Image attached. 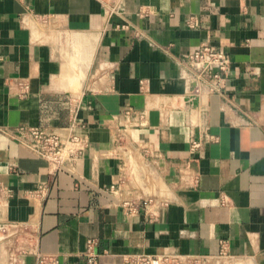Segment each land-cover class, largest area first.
Here are the masks:
<instances>
[{"label": "crops", "instance_id": "crops-1", "mask_svg": "<svg viewBox=\"0 0 264 264\" xmlns=\"http://www.w3.org/2000/svg\"><path fill=\"white\" fill-rule=\"evenodd\" d=\"M204 41L232 65L193 100ZM21 126L85 150L55 170ZM89 239L99 264H264V0H0V264H87Z\"/></svg>", "mask_w": 264, "mask_h": 264}, {"label": "built area", "instance_id": "built-area-1", "mask_svg": "<svg viewBox=\"0 0 264 264\" xmlns=\"http://www.w3.org/2000/svg\"><path fill=\"white\" fill-rule=\"evenodd\" d=\"M189 83V95L196 100L207 92L222 93L225 80L232 65L230 54L223 47L204 41L196 45L188 54L181 57ZM20 95L25 96L29 91L26 83L20 85ZM19 133L23 143L41 158L47 160L55 170L72 167L83 153L86 142L79 136L62 138L57 132L43 126H21ZM200 142L194 141L193 148H198ZM145 203V202H144ZM138 204H135V209ZM96 239L87 242L84 257L87 264H99L101 253L95 249ZM183 260L171 254H139L128 260V264H174ZM45 256H40V264H55Z\"/></svg>", "mask_w": 264, "mask_h": 264}, {"label": "rangeland", "instance_id": "rangeland-1", "mask_svg": "<svg viewBox=\"0 0 264 264\" xmlns=\"http://www.w3.org/2000/svg\"><path fill=\"white\" fill-rule=\"evenodd\" d=\"M204 263H206L207 264V262H205V261H191V260H185V259H183V260H179V261H177V262H175L174 264H204Z\"/></svg>", "mask_w": 264, "mask_h": 264}]
</instances>
